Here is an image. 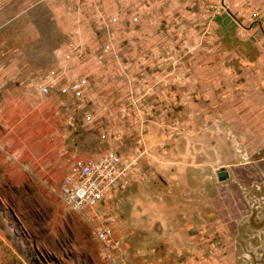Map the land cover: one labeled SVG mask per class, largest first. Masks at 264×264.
<instances>
[{
  "label": "rangeland",
  "instance_id": "1",
  "mask_svg": "<svg viewBox=\"0 0 264 264\" xmlns=\"http://www.w3.org/2000/svg\"><path fill=\"white\" fill-rule=\"evenodd\" d=\"M228 7V0H116L114 18L125 16L117 44L128 33L130 55L117 46L118 67H107L113 31L93 41L100 48L84 67V108L63 124L64 139L82 159L142 153L131 185L112 190L94 221L112 227L118 262L133 263L145 235L160 253L152 229L167 211L168 225L204 218L227 227L222 243L180 249L195 261L264 264V110L250 113L262 95L247 69L256 56L245 59L235 45L214 52L207 40L213 15ZM220 171L229 178L219 182ZM58 180L0 184V264H107L92 226L50 192Z\"/></svg>",
  "mask_w": 264,
  "mask_h": 264
},
{
  "label": "crops",
  "instance_id": "2",
  "mask_svg": "<svg viewBox=\"0 0 264 264\" xmlns=\"http://www.w3.org/2000/svg\"><path fill=\"white\" fill-rule=\"evenodd\" d=\"M115 2L0 0V184L20 187L35 184L40 179L44 183L48 178L59 179L57 184L70 173L73 161L82 159L69 152L64 139L63 126L72 121L73 113L77 111L74 112L72 106L60 109L59 97L55 93L47 97L32 95L29 85L54 70L56 55L65 49L73 30H78L87 39L89 51L86 59L77 62L75 67L80 71L83 69V72L87 69V61L90 62L91 56L93 58L90 59L94 60L97 56L95 51L100 48L93 41L109 30L113 31V56L109 57L107 67H118L115 57V53L119 54L117 46L120 45L123 57L130 55L131 51L128 33L122 35V44H117L120 39L116 30L122 27L125 16L118 18L119 21L116 19V23H109L107 29L93 22L99 15L114 17ZM228 3V10L213 15L208 25L207 40L213 44L214 52L222 53L228 45H235V50L245 59L249 52L252 57L256 56L252 67L247 69L251 86L262 95L261 101L250 109V113H258L264 110V67H261L264 60L261 56L264 47V0H228ZM202 99L206 102L209 98ZM157 199L166 201L168 197L160 193ZM165 213L161 215L162 223H156L153 229L150 225L143 226L144 230L151 227L157 233L159 241L154 243L155 246L159 244L162 250L160 253L153 251L151 239L145 235L144 241L148 244L139 247L140 253L131 264H229L232 260L231 257H206L195 261L194 257L180 250L222 243L227 230L225 225L205 224L207 220L204 218L203 224L168 225L164 223L167 220ZM190 233L195 235L190 237Z\"/></svg>",
  "mask_w": 264,
  "mask_h": 264
},
{
  "label": "built area",
  "instance_id": "3",
  "mask_svg": "<svg viewBox=\"0 0 264 264\" xmlns=\"http://www.w3.org/2000/svg\"><path fill=\"white\" fill-rule=\"evenodd\" d=\"M93 20L105 29L109 23H116V18L103 15ZM87 43L78 30L71 31L65 49L56 55L54 70L29 85L32 94L47 97L55 93L59 97L60 109L70 106L74 112L83 109V100L90 83L83 69L80 71L75 66L83 60L82 57H87ZM105 50L113 53L112 41ZM141 155L130 154V157H125L114 151L103 153L93 160L75 159L70 173L49 189L68 211L79 215L92 226L101 256L107 264H120L114 256L118 244L109 223L96 227L94 221L112 190L131 185Z\"/></svg>",
  "mask_w": 264,
  "mask_h": 264
},
{
  "label": "water",
  "instance_id": "4",
  "mask_svg": "<svg viewBox=\"0 0 264 264\" xmlns=\"http://www.w3.org/2000/svg\"><path fill=\"white\" fill-rule=\"evenodd\" d=\"M216 177L219 182H222L229 178V174L226 171H220L217 173Z\"/></svg>",
  "mask_w": 264,
  "mask_h": 264
}]
</instances>
